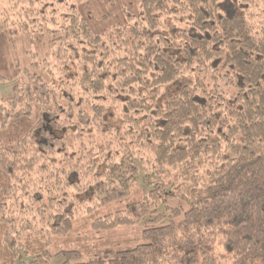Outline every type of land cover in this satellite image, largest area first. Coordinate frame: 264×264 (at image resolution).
<instances>
[{
    "label": "trees",
    "instance_id": "1",
    "mask_svg": "<svg viewBox=\"0 0 264 264\" xmlns=\"http://www.w3.org/2000/svg\"><path fill=\"white\" fill-rule=\"evenodd\" d=\"M16 1L0 264H264V0Z\"/></svg>",
    "mask_w": 264,
    "mask_h": 264
},
{
    "label": "rangeland",
    "instance_id": "2",
    "mask_svg": "<svg viewBox=\"0 0 264 264\" xmlns=\"http://www.w3.org/2000/svg\"><path fill=\"white\" fill-rule=\"evenodd\" d=\"M6 1H7V3H9L11 0H6ZM24 1L25 0H19L20 3L24 2ZM47 1L48 2H53L55 4L54 1H58V0H47ZM256 2H257V4H261L257 0H256ZM20 3H18V4H20ZM237 7L238 6H236V5L233 6L232 10L235 9L237 11ZM65 9H66V7L64 8V6H63L62 7V14L65 12ZM258 9H259V7L257 9H251L250 8L249 12L251 11L252 13H256L255 11H257ZM34 34L35 33L33 32L30 36L28 35V37H31V40H32V39H34L36 37ZM28 39L30 40V38L18 37V39H17L18 46L21 47V48H25V49H30L31 48V50L35 51L34 43L32 42V45H31L32 47H30L29 46L30 42H29ZM10 89H11V85L10 84H8V83H0V96L5 97L6 95H8L10 93ZM140 231H141V227H135V228H132V229H123V230L121 229V230H118L116 232L109 233L107 235L94 236V238L98 239V238H101L103 236H106L107 240L110 239L112 241L119 242V243H122L123 241L126 240L125 243H129L132 238H136L137 237V235L139 234ZM61 263H62V258L61 257H56L53 260H51L49 264H61Z\"/></svg>",
    "mask_w": 264,
    "mask_h": 264
}]
</instances>
